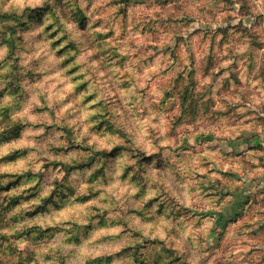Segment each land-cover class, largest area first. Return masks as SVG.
<instances>
[{"label": "clouds", "instance_id": "9594fccd", "mask_svg": "<svg viewBox=\"0 0 264 264\" xmlns=\"http://www.w3.org/2000/svg\"><path fill=\"white\" fill-rule=\"evenodd\" d=\"M0 264H264V0H0Z\"/></svg>", "mask_w": 264, "mask_h": 264}]
</instances>
